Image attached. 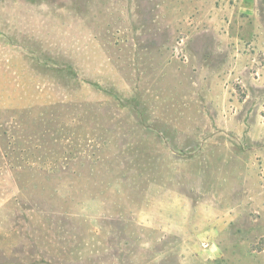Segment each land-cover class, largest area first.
Returning a JSON list of instances; mask_svg holds the SVG:
<instances>
[{
  "label": "rangeland",
  "instance_id": "374dc122",
  "mask_svg": "<svg viewBox=\"0 0 264 264\" xmlns=\"http://www.w3.org/2000/svg\"><path fill=\"white\" fill-rule=\"evenodd\" d=\"M0 264H264V0H0Z\"/></svg>",
  "mask_w": 264,
  "mask_h": 264
}]
</instances>
